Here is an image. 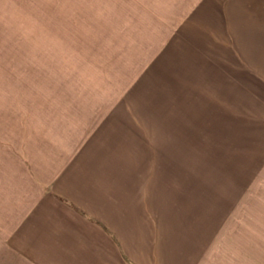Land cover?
I'll return each instance as SVG.
<instances>
[{
	"label": "rangeland",
	"instance_id": "374dc122",
	"mask_svg": "<svg viewBox=\"0 0 264 264\" xmlns=\"http://www.w3.org/2000/svg\"><path fill=\"white\" fill-rule=\"evenodd\" d=\"M261 85L264 0H0V131L141 115L146 188L202 220L209 264H264V149L234 123Z\"/></svg>",
	"mask_w": 264,
	"mask_h": 264
},
{
	"label": "crops",
	"instance_id": "0c3cea01",
	"mask_svg": "<svg viewBox=\"0 0 264 264\" xmlns=\"http://www.w3.org/2000/svg\"><path fill=\"white\" fill-rule=\"evenodd\" d=\"M253 95L235 129L264 149V92ZM57 110L0 131V264H209L202 220L146 188L157 160L141 115L135 129L80 131L79 109Z\"/></svg>",
	"mask_w": 264,
	"mask_h": 264
}]
</instances>
